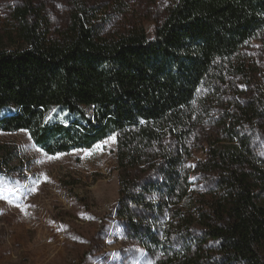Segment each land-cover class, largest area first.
I'll return each instance as SVG.
<instances>
[{
  "label": "trees",
  "instance_id": "1",
  "mask_svg": "<svg viewBox=\"0 0 264 264\" xmlns=\"http://www.w3.org/2000/svg\"><path fill=\"white\" fill-rule=\"evenodd\" d=\"M17 11L28 46L0 51V110H15L0 131H27L50 156L117 135V215L151 264H264V159L251 142L264 102L237 108L197 163L209 191L193 189L187 168L199 91L264 31V0H177L152 35L115 39L84 6L56 41ZM53 108L74 119L46 122Z\"/></svg>",
  "mask_w": 264,
  "mask_h": 264
},
{
  "label": "rangeland",
  "instance_id": "2",
  "mask_svg": "<svg viewBox=\"0 0 264 264\" xmlns=\"http://www.w3.org/2000/svg\"><path fill=\"white\" fill-rule=\"evenodd\" d=\"M177 0H0V51L26 45L19 36V9L40 26L47 40H62L73 11L84 6L103 39L137 30L152 35ZM198 94L197 127L187 162L193 189L207 192L197 163L211 142L225 138L224 123L237 108L264 102V31L221 67ZM264 107V105H262ZM0 110V117L14 113ZM53 108L48 123L71 122ZM112 137H115L113 141ZM103 151L77 150L55 156L37 147L27 131H0V264H151L145 249L127 235L117 215L121 170L117 135ZM103 142L99 143L102 144ZM254 152L264 159V122L251 134ZM97 144V145H99ZM90 153V154H86Z\"/></svg>",
  "mask_w": 264,
  "mask_h": 264
},
{
  "label": "snow or ice",
  "instance_id": "3",
  "mask_svg": "<svg viewBox=\"0 0 264 264\" xmlns=\"http://www.w3.org/2000/svg\"><path fill=\"white\" fill-rule=\"evenodd\" d=\"M110 139H112V140L114 141V140H115V137H112V138H110ZM106 143H107V142L105 141V142H103L102 144L96 145V149H97L98 151H103L104 145H105ZM86 154H90V153H86ZM0 198H5V199H6V197H3V196H2V193H0Z\"/></svg>",
  "mask_w": 264,
  "mask_h": 264
}]
</instances>
